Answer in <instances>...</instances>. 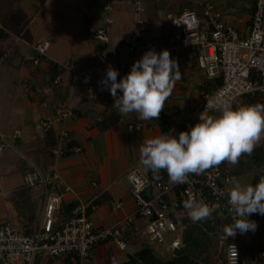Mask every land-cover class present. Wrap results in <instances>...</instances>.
<instances>
[{
	"label": "crops",
	"instance_id": "0c3cea01",
	"mask_svg": "<svg viewBox=\"0 0 264 264\" xmlns=\"http://www.w3.org/2000/svg\"><path fill=\"white\" fill-rule=\"evenodd\" d=\"M207 1L213 3L224 21L246 32L253 0L247 3L232 0L230 8L223 5L226 0H142L144 11L140 24L134 23L133 0H0V26L6 33L0 38V81L12 87L9 94L7 90L0 91V136L8 142L0 151V223L10 222L23 232L38 226L45 189L42 186L26 188L22 176L33 169L42 171L53 166L59 173L55 190L63 191L60 218L65 217L63 207L71 210L78 204L86 207L96 228L130 218L129 224L121 226L126 241L124 251L111 242L98 243L92 246L87 260L81 264H107L111 253L116 256L115 250L121 262L127 253L136 250L145 238L144 221L133 214L134 201L126 175L135 167L144 169L139 163V146L144 139L160 132H179L181 118L171 112L172 107L199 102L205 86L211 84L203 69L197 66L194 50L170 56L177 62L181 79L175 82L159 117L144 121L138 119L136 113L120 114L112 107L113 103L106 104L107 97L84 100V89L72 80L71 71L64 65L71 62L77 70L83 71L106 64L105 70L108 66L116 70L115 62L124 60L125 68L116 70L122 76L133 61L139 59L128 58L123 47L125 35L162 39L173 30L172 15L183 8L201 13L202 4ZM237 4L241 5L238 6L241 10ZM98 27L107 29L108 39L101 52L104 55L97 51L103 45L91 35ZM37 40L48 42L43 55H38L32 47ZM34 58L38 59L37 63H33ZM48 61L61 69L58 82L48 81ZM22 64L24 68L16 70ZM235 101L264 103V98L254 93ZM58 106H69L73 110L74 116L64 125L53 119ZM112 109L118 121L100 130L97 122ZM44 117L51 120L50 130L44 131L38 125V120ZM62 127L67 131V145L61 154L55 155L51 149ZM15 129L19 130V137L12 136ZM47 131L53 134L51 144L47 142ZM258 146L264 150L263 141ZM72 147L81 150L73 152ZM97 199L100 202L94 204ZM110 201H120L121 206L112 210ZM255 223V231H249L242 240L254 241L257 246L264 240V229L259 222ZM35 264H65V256H46Z\"/></svg>",
	"mask_w": 264,
	"mask_h": 264
},
{
	"label": "built area",
	"instance_id": "2783aa9c",
	"mask_svg": "<svg viewBox=\"0 0 264 264\" xmlns=\"http://www.w3.org/2000/svg\"><path fill=\"white\" fill-rule=\"evenodd\" d=\"M134 23H142L144 11L142 0H133ZM107 8V7H106ZM105 21H109L106 19ZM172 32L162 39H143L135 34H128L123 39V47L128 58H140L144 51L151 48L157 51L166 48L171 57H177L194 50L197 66L202 68L208 79L219 77L220 84L215 87L205 86V91L197 103L184 102L173 106L171 112L181 118V127L187 130L197 122L198 114H203L207 101L213 97L225 96L235 100L240 96L259 93L264 98V0H253L245 33L222 20L221 14L212 2L202 4V12L183 8L170 17ZM1 28V26H0ZM106 27H98L92 32L93 38L104 44L107 42ZM47 41L37 40L33 49L43 55ZM104 55V52L101 53ZM38 59L34 58L33 63ZM107 65L88 70H77L71 62L64 68L71 71L72 80L83 89V99L92 101L111 97L100 85ZM116 70L125 68L124 60L115 62ZM57 76L54 82H58ZM119 94V93H118ZM69 106L54 109L53 119L63 124L73 117ZM41 129L48 130L51 120L47 117L38 120ZM13 137H19V130H14ZM67 131L62 127L57 135V142L51 152L59 155L67 145ZM0 151L7 145L4 136H0ZM79 152V147H72ZM228 162L209 168L196 175L189 174L186 183L173 184L164 170L155 178L150 171L135 167L126 175L127 186L134 201V215L144 221V234L147 243L160 255L172 253L181 248L183 225H179L172 216L176 207L189 197L202 199L212 210L209 219L227 221L232 219L228 211L227 189L233 175L228 171ZM22 180L28 187L42 186L45 189L41 219L38 226L29 232H23L10 222L0 223V264H35L40 258L67 256L71 264H81L88 258L92 246L102 242H111L124 251L126 241L121 232L123 224H129L125 218L116 224L95 227L84 205L71 208L68 216L59 217L63 191L55 190L59 173L53 166L44 170H30L23 174ZM115 210L120 201H110ZM248 219L255 220L264 229V215L250 214ZM107 264H119L115 254L111 253ZM214 264H264V240L257 245L253 255L243 256L238 240L231 239L225 249L224 261Z\"/></svg>",
	"mask_w": 264,
	"mask_h": 264
},
{
	"label": "clouds",
	"instance_id": "9594fccd",
	"mask_svg": "<svg viewBox=\"0 0 264 264\" xmlns=\"http://www.w3.org/2000/svg\"><path fill=\"white\" fill-rule=\"evenodd\" d=\"M117 71L108 66L100 85L113 98L112 107L120 114L136 113L140 120L159 117L175 82L181 79L177 62L169 51L147 49L134 60L126 74L117 80ZM119 93V94H118ZM206 111L187 130L160 132L146 138L139 146V163L155 178L164 170L173 184L187 182L189 174L199 175L222 162L237 164L241 155H251L264 140V103L236 102L232 97H213ZM231 224L224 226L225 236L255 231L250 214L264 215V174L255 185L230 181L227 189ZM189 219L196 223L211 215L202 200L189 197L183 201Z\"/></svg>",
	"mask_w": 264,
	"mask_h": 264
},
{
	"label": "trees",
	"instance_id": "16d2710c",
	"mask_svg": "<svg viewBox=\"0 0 264 264\" xmlns=\"http://www.w3.org/2000/svg\"><path fill=\"white\" fill-rule=\"evenodd\" d=\"M92 35V33H91ZM6 36V33L0 28V38ZM127 36V35H125ZM93 37V36H92ZM103 46H99L97 51L102 52ZM48 81L54 83L55 78L61 72V69L57 64L48 61ZM120 75L117 76V80L120 79ZM211 84V87L218 86L220 84L219 77L207 80ZM107 99V98H106ZM107 105L113 103L112 99H108ZM118 115L112 109L106 114L100 121L97 122V126L100 130L110 127L118 121ZM49 128L48 130H50ZM183 130L181 125H179V131ZM47 142L49 144L53 143V134L51 131H47ZM57 140V136H56ZM251 162H254L256 168H262L259 172L264 174V150L261 146L255 147L251 154ZM231 173V172H230ZM232 174V173H231ZM27 188V186H26ZM23 189V188H22ZM21 190V188H20ZM19 189L17 190V192ZM26 191V189H25ZM100 202V199L94 201V204ZM65 208V210H64ZM177 210L183 209L181 205L178 204ZM70 213V207H63V214L68 216ZM173 219L179 224L183 225L185 228L182 232L181 248L179 250H174L172 253L160 255L154 250L148 243L146 238L141 240L138 244L136 250L133 253H127L126 259L119 262V264H214L216 261L215 256L217 251L220 252V261H224L225 249L227 243L233 238L232 236H220L219 230L224 229L227 225V221H219L214 219L206 218L202 221L193 223L186 213L176 215L175 211L172 212ZM254 221V220H253ZM29 232L30 230H24ZM224 231V230H223ZM25 232V233H26ZM219 238L220 245L218 246ZM218 246V247H217ZM65 264H71L69 258L65 257Z\"/></svg>",
	"mask_w": 264,
	"mask_h": 264
},
{
	"label": "rangeland",
	"instance_id": "374dc122",
	"mask_svg": "<svg viewBox=\"0 0 264 264\" xmlns=\"http://www.w3.org/2000/svg\"><path fill=\"white\" fill-rule=\"evenodd\" d=\"M231 1L232 0H226V3L225 4H223V5H227V6H229V8L233 5L232 3H231ZM245 2L247 3L248 2V0H245ZM220 6V5H219ZM226 6V7H227ZM238 6H241L240 4H237V8L239 9V7ZM223 7H225V6H223ZM222 7V8H223ZM221 10V9H220ZM239 10H241V9H239ZM165 11V10H164ZM222 11V10H221ZM167 12V11H166ZM222 13V12H221ZM224 13V12H223ZM222 20H224L223 19V17H222ZM167 22V21H166ZM226 22V21H225ZM227 23V22H226ZM229 24V23H228ZM3 67V66H2ZM4 68V67H3ZM24 67H23V64H22V66H19V67H17L16 68V70L17 69H23ZM5 69V68H4ZM4 73H6L7 75L6 76H8V73H7V71L5 70V72ZM11 77V76H10ZM5 91V90H7V94H9V91H12V87L11 86H7L6 87V84L3 82V81H0V91ZM20 94V93H19ZM263 141V143H264V140H262ZM255 148V147H254ZM251 156V155H250ZM249 155H241V157L239 158V160H238V162H237V164H235V165H232V164H230V163H228L227 164V169H228V171L229 172H231L232 173V175H233V180L235 179V180H239L242 184H245V183H248V182H250L251 184H253V185H255V183L258 181V179H259V175H260V171L262 170V168L260 167H258V168H256L255 167V165H254V162H251V157H250ZM36 187H39V186H36ZM175 211V213H176V215H178V214H183V213H186L187 214V212H186V210L183 208V209H180V210H177V209H175L174 210ZM224 229L223 228H221L220 230H219V235L220 236H225V233H224V231H223ZM249 234V231L248 232H245V233H243V234H241L239 231H237V233L234 235V236H232L233 237V239H236V240H238V243H240V247L244 250V252H243V256L244 257H247L250 253H252L251 251L253 250H255L256 249V243L254 242V241H243L242 239H244V237L246 236L247 237V235ZM222 239L221 238H219V241H218V246L220 245V241H221ZM217 246V247H218ZM130 249H131V247L130 246H128L127 247V250H129L130 251ZM245 249H247V250H245ZM116 252V258L118 259H120V257H119V254H118V250H115ZM250 251V252H249ZM219 253L220 252H218L217 251V254H216V256H215V259L216 260H221L222 258H221V256L219 255ZM122 258L124 257V256H121Z\"/></svg>",
	"mask_w": 264,
	"mask_h": 264
}]
</instances>
